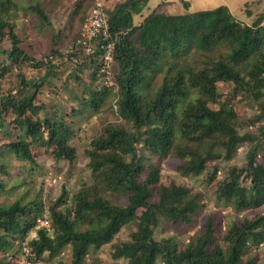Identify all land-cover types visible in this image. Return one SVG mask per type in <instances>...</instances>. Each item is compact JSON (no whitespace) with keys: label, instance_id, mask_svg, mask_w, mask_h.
<instances>
[{"label":"trees","instance_id":"trees-1","mask_svg":"<svg viewBox=\"0 0 264 264\" xmlns=\"http://www.w3.org/2000/svg\"><path fill=\"white\" fill-rule=\"evenodd\" d=\"M149 1L117 0L111 9L104 8L108 38L99 43L113 45L112 62L118 69L114 77L116 114L126 126L108 124L90 142L85 150L90 183L74 195L63 189L46 209L38 200L0 205V252L12 246L8 237L23 239L34 231L36 236L28 246L35 260L44 254L54 258L68 247L71 264H84L89 252L111 243L123 227L134 223L130 239L112 247V258L124 261L116 264H154L157 258L163 264H254L243 259L250 249L264 243V215L229 223L221 237L207 220L202 232L183 249L173 238L155 240L153 233L160 220L189 223L201 200L180 184L163 185L159 168L140 154L138 147L149 157L176 159L177 173L194 178L207 173L209 162L230 161L243 142H252L250 134L239 133L231 105L212 109L209 104L218 96L219 84H231L233 96L241 92L254 98L264 96V14L244 25L224 5L188 13V2L181 0L186 7L183 14L164 12L162 1L143 15ZM81 6L78 2L73 13ZM19 8L15 0H0V53L6 57L0 79L9 64L47 68L57 52L53 49L36 61L20 47L12 22ZM28 9L51 26L38 6ZM138 17L141 19L136 22ZM4 41L10 44L8 50L1 47ZM57 43L55 36L53 45ZM191 52L207 55L202 66L183 60ZM101 55L98 44L93 54H85L90 63H97V72L103 76L99 71ZM157 74L162 77L160 84L151 87ZM17 76L22 94L0 97V116L11 112L19 127L17 141L6 150L17 161L36 167L30 147L38 145L52 149L54 161L72 165L76 152L69 143L68 128L60 119L37 118L43 110L35 104L40 83L26 80L21 73ZM109 94L106 88L98 96L91 93L85 108L98 111ZM261 118L264 107L257 120ZM263 151L257 139L247 152L245 166L230 168L219 181L217 168L209 173L206 183H214L218 205L236 212L264 205V165L257 161ZM108 194L121 195L124 204H116ZM44 212L50 230L36 228V219Z\"/></svg>","mask_w":264,"mask_h":264},{"label":"rangeland","instance_id":"rangeland-1","mask_svg":"<svg viewBox=\"0 0 264 264\" xmlns=\"http://www.w3.org/2000/svg\"><path fill=\"white\" fill-rule=\"evenodd\" d=\"M162 1L165 4L161 6V10L171 14H183L186 11L182 1L189 2L188 13L226 5L230 8L232 16L238 18L244 25H251L264 14V0H150L148 8H155ZM15 2L20 8L18 12L13 13L12 22L20 40V47L36 61L47 57L53 49L57 52L47 68L35 70L25 64L16 66L6 63L9 69L0 79V97L6 94L18 97L22 94L17 76L19 73L23 74L26 80L40 83L35 104L42 106L43 110L37 113V118L42 120L48 116L61 120L70 132L69 143L75 149L76 158L72 165H68L66 161L56 162L51 155L52 149L46 150L32 144L30 151L36 167L17 161L6 148L17 141L19 127L14 122L15 117L11 112L3 114L0 116V205L8 206L20 199H23V202L38 200L46 209L59 198L63 189L72 196L83 184L90 183L85 150L90 142L102 133L103 128L108 124L126 126L116 114L117 87L114 77L118 69L115 62H112L109 75L105 78L104 75L98 74L97 63H90L89 58L76 48V41L92 0H15ZM78 2H82V6L78 13L74 14ZM103 2L106 11L111 9L117 0H103ZM34 6H38L46 14L51 23L50 27L40 22L28 9ZM247 14L252 18H248ZM55 36L58 42L56 46L53 45ZM1 47L8 50L10 44L4 41ZM206 57L207 55L191 52L183 60H186V63L193 62V65L202 66ZM4 62L6 57L0 53V69ZM161 78L159 74L155 75L150 81V86H158ZM104 88L109 89L110 94L101 108L98 111L85 108L86 99L90 94L94 92L98 96V92ZM217 88L218 96L209 104L210 108L217 109L221 105H231L237 116L236 126L239 133L250 134L252 139V142L246 141L240 145L232 160L209 162L205 175L186 178L177 173L176 159L149 157L145 149L138 147L139 153L152 160L159 168L163 185L180 184L189 188L193 194H197L201 200V207L191 216L189 223H172L162 219L154 229L155 240L173 238L182 249L192 237L202 232L207 220L212 221L216 236L221 237L229 223L239 224L245 219L264 215V205L256 210L241 212L218 205L213 196L214 183L210 185L206 183L209 173L214 168L218 169L216 181H219L230 168L245 166L247 152L257 139H260L264 148V118L257 120L260 108L264 107V96L254 98L251 94L243 92L233 96L231 84H219ZM27 115L31 114L27 113ZM257 161L264 165V151L259 154ZM243 185H246V182ZM109 197L116 204L122 205L125 202V199L118 194ZM134 230V223L123 227L111 243L102 246L95 253L89 252L84 264L123 263V260L116 261L112 258V247L128 241ZM34 233V231L28 232L23 239L8 237L7 241L11 242L12 246L5 252H0V264H71V251L68 247L54 258L44 254L41 259L35 260L28 246V242L35 238ZM243 260L263 264L264 243L250 249ZM154 264L163 263L157 258Z\"/></svg>","mask_w":264,"mask_h":264},{"label":"built area","instance_id":"built-area-1","mask_svg":"<svg viewBox=\"0 0 264 264\" xmlns=\"http://www.w3.org/2000/svg\"><path fill=\"white\" fill-rule=\"evenodd\" d=\"M107 38L108 29L104 13V2L103 0H95L82 24L76 46L80 47L86 55H90L94 53L98 44L102 50L99 71L105 78L109 75V69L112 63L113 45L111 42L99 43L101 42L99 40L106 41ZM109 84H111L110 81ZM36 228L50 230L51 224L46 212L36 219Z\"/></svg>","mask_w":264,"mask_h":264},{"label":"crops","instance_id":"crops-1","mask_svg":"<svg viewBox=\"0 0 264 264\" xmlns=\"http://www.w3.org/2000/svg\"><path fill=\"white\" fill-rule=\"evenodd\" d=\"M244 4H245V3H244ZM225 6H226V5H225ZM188 7H189V2H188ZM226 7L228 8V10H229L230 13H231L230 8H229L228 6H226ZM152 9H153V8H152ZM152 9H151V8H150V9L148 8V9L144 10V11H143V15H146V14H147L149 11H151ZM231 15H232V13H231ZM247 17H248V18H252V16H251L250 14H247ZM140 19H141V18L138 17L137 20H136V22L140 21ZM235 19H236V20H239L238 18H235ZM239 22H241V21L239 20Z\"/></svg>","mask_w":264,"mask_h":264}]
</instances>
